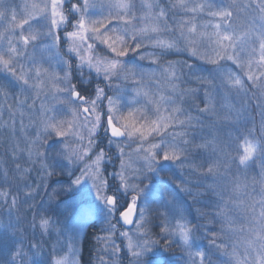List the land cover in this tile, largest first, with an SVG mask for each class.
I'll use <instances>...</instances> for the list:
<instances>
[{
    "label": "snow or ice",
    "instance_id": "1",
    "mask_svg": "<svg viewBox=\"0 0 264 264\" xmlns=\"http://www.w3.org/2000/svg\"><path fill=\"white\" fill-rule=\"evenodd\" d=\"M93 74L107 87L78 86ZM5 133L0 264H78L77 237L97 227L94 264H176L173 245L184 264H264V0H0ZM174 169L176 188L155 180ZM41 186L48 200L22 218Z\"/></svg>",
    "mask_w": 264,
    "mask_h": 264
},
{
    "label": "rangeland",
    "instance_id": "2",
    "mask_svg": "<svg viewBox=\"0 0 264 264\" xmlns=\"http://www.w3.org/2000/svg\"><path fill=\"white\" fill-rule=\"evenodd\" d=\"M26 2H30V0H7V3H8V4H10V5H15V6H18V7H20V8H22V6L24 5V3H26ZM73 2H75V0H73ZM220 2H221V0H217V3H220ZM98 3H99V0H98ZM162 3H163V4H167V3H168V0H162ZM137 4H139V0H137ZM205 19H208V18L205 17ZM66 30H67V31H71L72 29H71V27L69 26V28H66ZM60 36H61V38L63 39V36H64V30H61V31H60ZM61 47H62L61 55L64 57V59H68V56H67V55L65 54V52H64V48L66 47V45H62ZM171 55H179V54H178V53H173V54H171ZM181 55L187 56L186 53H185V54H181ZM167 58H168V57H167ZM188 58H190V57H188ZM190 59H192V58H190ZM72 61H74V63H73V67H75V57L72 58ZM198 62H200V61H198ZM137 63L142 64L143 67H144L146 70H151V69H153V68L156 67V65H152V64H150V62L147 61V60H144V61H139V60H137ZM53 67H54L57 71H59L60 68L63 67V65L58 64V63H56L55 61H53ZM85 72H87V69H85ZM93 78H95V74H93ZM99 81H101L102 84H103L105 87H107L106 83H105L102 79L99 80ZM121 83H123V82H121ZM118 91H119L118 89H115V88H114L113 90L109 91V95L117 94ZM199 95H200L201 98H203V91H201V92L199 93ZM189 103H191V101H189ZM6 136H7L6 133L0 135V140H4V139H6ZM113 151L115 152V149H114V148H113ZM5 159H6V157L4 156V147H3V146H0V164H3V162H4ZM8 166H9L10 168L12 167V165H11L10 163H9ZM115 167H116V168L119 167V160H118V159L116 160ZM111 168H112V164H111ZM173 172H174V174L176 175V180H177L176 183H179V181L182 180V179H187V177H184V176L181 175V172H180L179 169H174ZM173 172H167V173H169V175H171V177H172ZM38 179H39L38 176H37L35 173H33L32 180L35 181V180H38ZM110 183H112L111 180H110ZM53 186H54V184H53ZM51 191H52V188L49 187V188L47 189V192L50 193ZM75 195H76V198L78 199L80 194H79V193H76ZM65 198H67V194H63V193H62V194L60 195V197H59V199H65ZM207 199H208V197H207ZM207 199H206V200H207ZM41 200H44V201H47V200H48V196H47V194L45 193V190H44L43 186H41V188H40V190H39V194L36 195L34 201H29L28 204H22V205L20 206V208H19V212H18V215L21 216V217L23 218V217L25 216V214H26L27 219H29V218H28V213H31V211H28V205H29V204H31V205H35V206L38 208V207L40 206V202H41ZM202 200H203V199H202ZM206 200H205V201H206ZM194 204H195V203H194ZM198 207H200V206L195 205L192 209H191V208L189 209V212L191 213V215H190L188 218H189L190 220H192L194 223H197V224H200V225H204V224H206V220L198 219V218H197L196 209H197ZM205 211H207V209H205ZM2 215H3V216H2ZM4 217L9 218L8 211H7L6 208H0V223L7 224L5 221H3ZM12 219H14V220L16 219V214L13 215ZM60 219H61L62 221H65V220H66V217H65V216H62ZM29 221H30V219H29ZM7 222H8V221H7ZM156 223H159V221L157 220ZM215 227H216V229L218 230L219 226L216 225ZM27 234L30 236V240L32 241L33 236H32V232H31V230H29ZM29 236H28V237H29ZM203 236H204V229L201 228L200 231L194 233V235H193V240H194V242H195L196 244L202 246L203 248H207V247H208V241H207V239H204ZM36 239H37V240L40 239V234H39V230H38V229H37V232H36ZM55 239H56V237H55V234H54V233H53V236H52L51 239H49L48 237H44V238H43V241H44V244H43V254H44V255H48V253L51 251V249H52V242H53ZM75 246H76V244H75ZM68 252H69V249H68L67 246L65 245V247L63 248V250L61 251L60 254H61V255H64L65 253H68ZM183 255H184V256H183V259H182V264H184V260L187 259L186 255H185L184 253H183ZM124 256H126V255H124ZM70 258H71L73 261H76L75 256H71V254H70ZM126 258H127V256H126ZM218 259H222V258H219V257H218V254L213 256V260L216 261L217 264H218ZM125 264H128V260H127V259L125 260Z\"/></svg>",
    "mask_w": 264,
    "mask_h": 264
},
{
    "label": "trees",
    "instance_id": "3",
    "mask_svg": "<svg viewBox=\"0 0 264 264\" xmlns=\"http://www.w3.org/2000/svg\"><path fill=\"white\" fill-rule=\"evenodd\" d=\"M70 7V5H69ZM70 26V25H69ZM69 26L67 28H69ZM167 60H171V61H183L185 59L188 60L189 63L193 62L192 59L188 58L187 56L184 55H169L168 58H166ZM72 63H74V61H72ZM196 64H201V62L195 61ZM201 67H205V68H210V65H201ZM184 78L185 80H187L189 82V85L192 87H197V85L194 82V78H191L188 76L187 74V69H184ZM198 74H202V75H206L207 73H198ZM78 79V76H77ZM74 83L76 82L75 80L73 81ZM97 83H99V85L101 87H105L101 81H97L95 78L92 79L91 84H85V85H78L79 87H87L89 89V91H94L95 87L97 85ZM100 136H103V131L101 130L100 132ZM104 147L107 146V142L104 141V144L102 145ZM112 153H114V151L112 150ZM112 153H109L110 155ZM116 163V160L115 162ZM107 170L110 172L113 170V165L111 168V164L107 165ZM176 176V175H175ZM156 181H160L162 182L164 185H167L171 188H176V181L172 180L171 175H169V173H165L161 176H157L155 177ZM183 196V194H181ZM184 199L191 205V209L197 205L200 206V204H194L191 199L189 197H184ZM201 199H203L204 201L207 199V196L202 197ZM3 216V215H2ZM32 217V213H28V218L31 220ZM28 219V220H29ZM3 221H5L6 223H8L7 221H9V218L4 217ZM13 221L15 222V220L13 219ZM156 232L159 231V229H155ZM98 233V227L97 228H88L85 232L81 233L80 236L77 237L76 239V254H75V258H76V262H78V264H94V259L96 256V249L98 247V245L96 244V241L93 239V236L95 234ZM27 234V239L25 241L26 244L30 243V236ZM170 257H173L176 261V264H182V259H183V252L182 250L173 245L172 248L170 249L169 253L167 254ZM126 256H123V258L120 261V264H125V260H126Z\"/></svg>",
    "mask_w": 264,
    "mask_h": 264
}]
</instances>
